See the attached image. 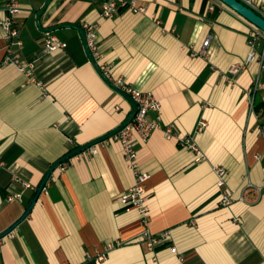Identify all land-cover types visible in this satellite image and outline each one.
<instances>
[{"label":"crops","instance_id":"crops-1","mask_svg":"<svg viewBox=\"0 0 264 264\" xmlns=\"http://www.w3.org/2000/svg\"><path fill=\"white\" fill-rule=\"evenodd\" d=\"M44 1L19 0L20 59L41 85L3 62L0 29V232L20 217L52 163L115 128L131 110L95 71L76 29L37 28ZM134 1L143 12L121 9L104 18L103 0H51L40 24L96 22L113 76L160 103L161 128L144 144L133 140L139 167L150 175L148 229L168 232L170 240L154 247L137 240L141 215L117 200L134 174L109 138L53 171L15 236L0 239V264H97L110 243L103 264H264V37L256 41L257 57L246 61L250 23L227 6L210 14L211 0ZM47 35L66 47L47 51ZM156 115L149 111L147 118ZM200 120L207 126L197 132ZM167 125L189 135L205 158L195 162L179 138H166ZM218 165L227 171L221 188ZM224 189L233 195L228 206L218 203ZM16 192L22 201H8Z\"/></svg>","mask_w":264,"mask_h":264},{"label":"built area","instance_id":"built-area-1","mask_svg":"<svg viewBox=\"0 0 264 264\" xmlns=\"http://www.w3.org/2000/svg\"><path fill=\"white\" fill-rule=\"evenodd\" d=\"M3 1V15L0 18V29L2 31V39L5 42L4 46V63H11L16 68L24 73L28 80L34 82L36 85H41L40 82H36L30 77L31 65L24 64L20 59L19 49L22 48V41L20 40V15L22 13V5L19 0H2ZM242 3L253 9L256 13L264 18V0L259 3H254L252 0H240ZM219 5H224L218 0H211L207 6V13H214ZM121 9H127L133 12H143V8L136 6L134 0H103L101 17L113 18ZM81 27L84 29L87 47L98 64L100 70L104 76L110 80L113 85L120 88L124 92L128 93L137 103L138 110L135 113L132 120L121 128L115 135L111 137L117 141L122 149L124 160L127 167L134 174V184L126 191H123L117 200L123 205L126 210L137 209L141 215L144 229L139 233L137 240L145 242L147 246L154 247L160 241L170 240V234L168 232H162L159 235H154L148 229L149 209L146 205V201L149 198L150 192L145 188V182L150 177L149 173L142 171L138 164V151L135 148L133 136L136 135L141 143H146L153 130L161 128L160 123V103L154 98L150 92H143L137 90L130 85L126 84L121 78H116L112 74V67L103 61L102 54L98 45V24L96 22L84 21L81 23ZM248 44L250 47V53L246 57V61H251L257 57L255 51V44L259 37H264V32L250 23V29L247 34ZM209 44V37L206 38L203 43L200 52L204 54ZM66 47L65 42L58 41L55 37L47 35L44 39V48L47 51H54L60 48ZM259 56V55H258ZM243 68L242 64L232 65L229 69L230 73H237ZM250 91V90H249ZM149 111H155L157 113L155 119L149 120L147 113ZM207 126L205 120L198 121L196 125V131H203ZM264 130V124L262 125ZM164 136L168 139L179 138L183 146L194 154V161H202L205 156L197 144L192 141L189 135L176 134L170 126L163 127ZM103 142V141H102ZM96 145L91 146L87 150L91 153L96 152ZM69 161V160H68ZM66 162L61 163L57 168L64 170ZM214 172L216 174V185L221 188L225 184L227 171L225 167L218 165L214 166ZM15 181H20V178L14 176ZM24 188L30 187L26 182H22ZM264 185V184H263ZM44 190V188H43ZM8 201H22L21 192L9 193L7 196ZM233 200L232 192L229 189H224L219 198V204L221 206H228ZM14 231H10L4 237H14ZM110 243L107 245L104 252H100L96 256L97 264H103L108 249L112 248ZM182 260V258H179Z\"/></svg>","mask_w":264,"mask_h":264},{"label":"water","instance_id":"water-1","mask_svg":"<svg viewBox=\"0 0 264 264\" xmlns=\"http://www.w3.org/2000/svg\"><path fill=\"white\" fill-rule=\"evenodd\" d=\"M50 1L51 0H45L44 3L42 4V6L35 13L37 28L44 33H49L51 31H54V30H57V29L63 28V27H71V28L76 29L80 33L81 42H82L85 54H86L89 62L91 63V65L94 67L95 71L98 73V75L102 78V80L112 90H114L115 92H117L118 94L123 96L130 103L131 110H130L129 114L127 115V117L120 124H118L115 128L111 129L107 133H105L99 137H96V138H94V139H92V140H90L84 144L77 145L76 147H74L71 150H69L68 152H66L59 159H57L54 163H52V165L48 168V170L43 175L41 181L38 183V185L34 189L23 213L20 215V217L18 219H16L13 223H11L8 227H6L3 231L0 232V239L3 238L4 236H6L14 228H16V226L26 218V216L30 213L32 207L34 206V204L38 200V198H39L41 192L43 191V188L45 187V185H46L48 179L50 178L51 174L53 173V171L55 169H57V167L61 163H64V162L70 160L72 157H74L77 154L87 150L88 148H90L93 145L99 144L102 141H105L106 139L111 138L121 128H123L126 124H128L132 120V118L134 117L135 113L138 110V105L135 102V100L128 93L124 92L120 88L113 85V83L104 76L103 72L100 70L98 64L96 63V61L92 57V55H91V53L87 47L85 32H84V29L80 25L75 24V23L64 22V23H58V24H55V25H52L49 27H42L41 26L40 17L43 14V12L45 11V9L48 6ZM218 1L223 3L225 6H227L231 10H233L235 13H237L238 15H240L241 17L246 19L249 23L253 24L254 26H256L257 28H259L261 31L264 32V18L262 16H260L258 13H256L253 9H251L250 7H248L247 5L242 3L240 0H218Z\"/></svg>","mask_w":264,"mask_h":264}]
</instances>
